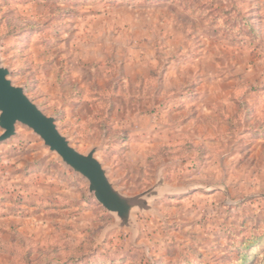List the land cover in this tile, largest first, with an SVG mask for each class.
<instances>
[{"label": "rangeland", "instance_id": "1", "mask_svg": "<svg viewBox=\"0 0 264 264\" xmlns=\"http://www.w3.org/2000/svg\"><path fill=\"white\" fill-rule=\"evenodd\" d=\"M0 60L124 195L179 190L122 226L18 125L0 264H264V0H0Z\"/></svg>", "mask_w": 264, "mask_h": 264}, {"label": "water", "instance_id": "2", "mask_svg": "<svg viewBox=\"0 0 264 264\" xmlns=\"http://www.w3.org/2000/svg\"><path fill=\"white\" fill-rule=\"evenodd\" d=\"M10 74L0 60V143L13 138L18 125L32 130L50 152L58 155L65 167L88 182L90 194L108 213L115 215L122 226H130L135 212L151 211V205L156 200L179 192L166 184L163 169H160L156 183L147 191L137 196L124 195L110 180L107 168L97 158L102 148L93 147L86 154L80 153L61 133L56 118L45 114L24 88L11 81Z\"/></svg>", "mask_w": 264, "mask_h": 264}, {"label": "trees", "instance_id": "3", "mask_svg": "<svg viewBox=\"0 0 264 264\" xmlns=\"http://www.w3.org/2000/svg\"><path fill=\"white\" fill-rule=\"evenodd\" d=\"M253 239H251L250 241H252ZM249 241V240H248ZM241 254V253H240ZM246 256H243V262H245L246 261Z\"/></svg>", "mask_w": 264, "mask_h": 264}]
</instances>
